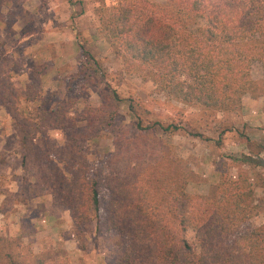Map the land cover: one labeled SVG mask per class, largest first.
<instances>
[{"label":"rangeland","instance_id":"374dc122","mask_svg":"<svg viewBox=\"0 0 264 264\" xmlns=\"http://www.w3.org/2000/svg\"><path fill=\"white\" fill-rule=\"evenodd\" d=\"M118 1L0 0V69L31 93L18 111L31 120L26 128L32 133L22 146L14 119L0 103V264H120L129 239L107 221V187L101 189L98 208L87 204L78 217L76 205L60 199L67 168L73 172L83 163L103 166L111 177L113 167L125 171L129 160L150 161L155 172L162 165L183 171L187 193L207 197L222 174L245 178L254 185L256 211L244 226L264 224V139H249L252 125L244 121L243 105L216 111L190 104L162 91L145 72L127 68L98 11ZM82 45L98 61L97 71L82 69ZM263 73L262 63L255 61L252 77ZM254 81L248 93H264V80ZM108 91H116L123 102L114 125L94 138L83 117L89 107L103 104ZM64 103L74 127L34 124L40 109ZM140 122L178 124L180 130L142 129ZM182 206L180 212H188ZM186 237L196 247L195 231L188 230Z\"/></svg>","mask_w":264,"mask_h":264},{"label":"trees","instance_id":"16d2710c","mask_svg":"<svg viewBox=\"0 0 264 264\" xmlns=\"http://www.w3.org/2000/svg\"><path fill=\"white\" fill-rule=\"evenodd\" d=\"M98 11L126 67L150 75L162 91L184 102L237 110L255 86L253 63L261 62L264 70V0H120ZM80 47L82 69L97 71L98 61ZM29 93L16 86L11 72L0 69V103L14 119L22 146L32 137L31 127L26 128L31 120L22 119L18 108ZM122 102L116 91H108L102 105L89 107L83 117L87 133L96 138L113 126ZM36 119V126L43 123L53 130L76 125L65 103L40 109ZM142 124V129L180 130L178 124ZM149 162L129 160L127 170L113 167L111 177L103 166L67 168L70 176L79 174L65 177L60 199L76 205L78 217L87 204L98 208L101 189L107 187V221L129 239L120 264H264V224L244 226L256 211L252 182L222 174L210 197L192 195L183 171L162 165L155 172ZM181 203L188 212H180ZM190 229L196 247L186 237Z\"/></svg>","mask_w":264,"mask_h":264},{"label":"crops","instance_id":"0c3cea01","mask_svg":"<svg viewBox=\"0 0 264 264\" xmlns=\"http://www.w3.org/2000/svg\"><path fill=\"white\" fill-rule=\"evenodd\" d=\"M258 83L264 80V73L259 77H253ZM244 121L252 125L248 127V136L251 140L264 139V93L253 95L251 92L243 96ZM259 125L263 127L259 129ZM264 223V222H263Z\"/></svg>","mask_w":264,"mask_h":264}]
</instances>
